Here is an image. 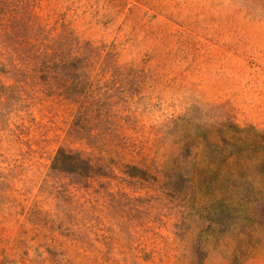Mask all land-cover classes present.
<instances>
[{
    "label": "rangeland",
    "instance_id": "374dc122",
    "mask_svg": "<svg viewBox=\"0 0 264 264\" xmlns=\"http://www.w3.org/2000/svg\"><path fill=\"white\" fill-rule=\"evenodd\" d=\"M0 264H264V0H0Z\"/></svg>",
    "mask_w": 264,
    "mask_h": 264
}]
</instances>
